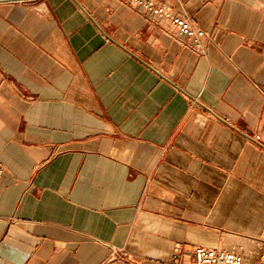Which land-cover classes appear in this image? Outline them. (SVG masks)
<instances>
[{
	"label": "crops",
	"instance_id": "0c3cea01",
	"mask_svg": "<svg viewBox=\"0 0 264 264\" xmlns=\"http://www.w3.org/2000/svg\"><path fill=\"white\" fill-rule=\"evenodd\" d=\"M154 1L202 48L126 0H0V264L264 238V0Z\"/></svg>",
	"mask_w": 264,
	"mask_h": 264
},
{
	"label": "built area",
	"instance_id": "2783aa9c",
	"mask_svg": "<svg viewBox=\"0 0 264 264\" xmlns=\"http://www.w3.org/2000/svg\"><path fill=\"white\" fill-rule=\"evenodd\" d=\"M135 6L140 12L146 14L152 21L156 19L168 21L176 30L182 43L186 40L192 41L190 46L197 49L202 48L201 39L205 33L203 29L195 27L191 18L181 13H173L164 4H159L154 0H126ZM2 70L0 67V76ZM255 138L259 139L260 136ZM253 247H256L257 260L254 264H264V238L254 239L250 245H237L233 249L221 247L208 248L204 246L196 247L192 253L182 258V247L177 243L173 250L172 264H253Z\"/></svg>",
	"mask_w": 264,
	"mask_h": 264
}]
</instances>
